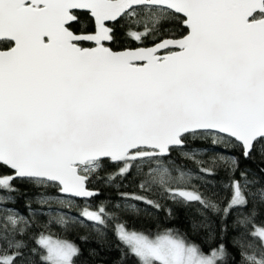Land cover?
<instances>
[{
	"label": "snow or ice",
	"instance_id": "1",
	"mask_svg": "<svg viewBox=\"0 0 264 264\" xmlns=\"http://www.w3.org/2000/svg\"><path fill=\"white\" fill-rule=\"evenodd\" d=\"M257 156L264 0H0V204L15 182L41 190L27 216L0 207V264H90L67 238L89 225L113 232L118 264H264V167L241 166ZM100 181L115 202L96 203ZM161 200L196 206L192 232L220 242L206 252L177 228L129 226Z\"/></svg>",
	"mask_w": 264,
	"mask_h": 264
},
{
	"label": "trees",
	"instance_id": "2",
	"mask_svg": "<svg viewBox=\"0 0 264 264\" xmlns=\"http://www.w3.org/2000/svg\"><path fill=\"white\" fill-rule=\"evenodd\" d=\"M163 26H167L164 24ZM123 29H119L118 32H123ZM124 42L123 36H120V43H117L115 45H112V47L116 50H119L122 47V44ZM195 147L198 148H210L211 147V142H197ZM215 151L217 152H225L223 148H216ZM225 154H227L225 152ZM238 155V153H235ZM211 155V153H209ZM203 159L207 160L208 156L203 157ZM176 162L182 166L186 170L190 169L194 173L197 172L196 165L193 164L190 161H186L180 157L176 158ZM246 163V166L252 169L253 172H258V169L260 167H264V162L261 161L260 157L257 156V158L254 161H249V162H244L243 160L241 161V166L244 167ZM222 178H225V173L222 169L217 171V175L215 177L216 180H220ZM208 179H213V177H208ZM194 183H198L197 181H193ZM16 187L19 189V193H13L12 195L15 197V203H8L6 205L0 204V207H8L16 210L19 212L21 215L27 216L28 214V209L25 207V203L27 200L30 198H33L37 195L38 190L28 184L21 183V182H15ZM100 192V195L95 198L96 203L98 204L102 200H111L115 202L118 199V195L116 192V189L112 187H106L104 186L103 182L100 181L98 182L95 186ZM125 191H131L133 190L132 188H126L122 189ZM201 191H204L205 189L202 187L200 189ZM50 195L55 194L54 189H49L48 193ZM0 195H4L3 193H0ZM79 202V201H78ZM160 203L164 206L161 210L156 211L155 209H152L149 207L147 209V213L142 212L139 216V218H133V217H125L128 219V223L130 227H135L136 229H152L155 230L158 226L161 228H177L181 232L187 233L189 239L195 241L196 243L201 244L203 249L207 252L209 248L215 247L220 241L219 239L212 241L210 244H205L203 243L204 237L206 235V230H201L199 233H193L190 225H189V220L190 219H196L199 220V214L196 212V206L192 207H181L172 204L170 201L167 200H161ZM44 210L48 209V205L43 206ZM95 207V205H94ZM141 208L144 207V205H140ZM32 208L35 209H40L41 205L35 203L33 201L32 203ZM166 208H171L174 212V218H168L167 213L165 211ZM52 211H69L68 209L61 208L57 204H52L51 205ZM71 214L72 215H77L78 210L77 209H71ZM3 213H0V216H2ZM37 219L41 222L46 221L47 217L45 216H39ZM213 221L215 222L217 220L216 217H212ZM234 219V217H232ZM256 223L258 225H264V221H262L259 217L257 218ZM55 230V229H54ZM235 232L230 231V234L225 238L229 249L232 251L233 255L236 256L237 261L239 260L238 252L237 249L232 247L231 244V237L234 235ZM87 236L88 241L87 242H82L80 237L81 236ZM67 238L69 240L74 241L77 243L82 250L84 251L85 257L89 260L90 264H118L120 260V251L117 247L118 241L113 234L111 230H108L106 235L101 237L98 234H96L94 231L91 230V226L89 225L88 228H82V227H77L73 230H71L67 234ZM18 239H25L27 240V237H18ZM89 249H95L99 255L96 257H89L88 256V250ZM127 264H133L131 260L127 262Z\"/></svg>",
	"mask_w": 264,
	"mask_h": 264
}]
</instances>
